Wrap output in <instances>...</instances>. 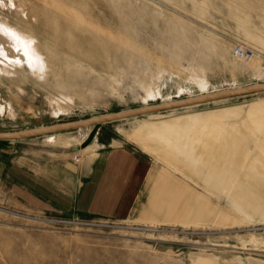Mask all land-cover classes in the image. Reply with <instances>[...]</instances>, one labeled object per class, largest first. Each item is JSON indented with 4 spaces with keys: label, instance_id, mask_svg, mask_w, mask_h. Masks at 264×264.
I'll return each mask as SVG.
<instances>
[{
    "label": "rangeland",
    "instance_id": "1",
    "mask_svg": "<svg viewBox=\"0 0 264 264\" xmlns=\"http://www.w3.org/2000/svg\"><path fill=\"white\" fill-rule=\"evenodd\" d=\"M0 25L37 54L0 50V130L264 82L231 52L264 55V0H0ZM97 128L151 164L131 215L39 213L0 186V264H264V93L48 136Z\"/></svg>",
    "mask_w": 264,
    "mask_h": 264
},
{
    "label": "crops",
    "instance_id": "2",
    "mask_svg": "<svg viewBox=\"0 0 264 264\" xmlns=\"http://www.w3.org/2000/svg\"><path fill=\"white\" fill-rule=\"evenodd\" d=\"M37 126L43 125L29 128ZM88 131H81L68 144L48 135L0 140V186L39 213L128 218L151 164L129 140L105 134L103 128ZM74 153L77 161L72 160Z\"/></svg>",
    "mask_w": 264,
    "mask_h": 264
},
{
    "label": "water",
    "instance_id": "3",
    "mask_svg": "<svg viewBox=\"0 0 264 264\" xmlns=\"http://www.w3.org/2000/svg\"><path fill=\"white\" fill-rule=\"evenodd\" d=\"M263 93L264 82L245 86H238L235 88L224 89L212 93H204L195 96L179 98L172 101L153 103L149 105H142L134 108L93 115L82 119L52 123L48 125L31 127L21 130L0 131V140H18L34 136L55 134L79 128H90L91 126L97 124L149 115L161 111L185 108L188 106L215 102L228 98L251 96Z\"/></svg>",
    "mask_w": 264,
    "mask_h": 264
},
{
    "label": "bare ground",
    "instance_id": "4",
    "mask_svg": "<svg viewBox=\"0 0 264 264\" xmlns=\"http://www.w3.org/2000/svg\"><path fill=\"white\" fill-rule=\"evenodd\" d=\"M0 50L4 51L12 61L24 58L32 63L36 60L37 56L33 46L29 45V41L20 39L12 31L4 28L2 25H0Z\"/></svg>",
    "mask_w": 264,
    "mask_h": 264
},
{
    "label": "built area",
    "instance_id": "5",
    "mask_svg": "<svg viewBox=\"0 0 264 264\" xmlns=\"http://www.w3.org/2000/svg\"><path fill=\"white\" fill-rule=\"evenodd\" d=\"M232 55L234 58L239 60H245L246 58H251L255 56H260L262 58V63L264 66V55L260 53L258 50L245 44L242 41H234L231 49ZM89 132V131H88ZM79 159L78 153H74L72 156L73 161H77ZM53 221H67V220H60V219H52Z\"/></svg>",
    "mask_w": 264,
    "mask_h": 264
}]
</instances>
